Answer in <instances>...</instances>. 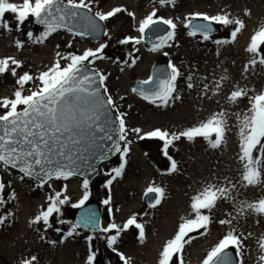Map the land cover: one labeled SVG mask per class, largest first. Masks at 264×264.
Listing matches in <instances>:
<instances>
[{"label":"snow or ice","instance_id":"snow-or-ice-1","mask_svg":"<svg viewBox=\"0 0 264 264\" xmlns=\"http://www.w3.org/2000/svg\"><path fill=\"white\" fill-rule=\"evenodd\" d=\"M176 0H154V6L139 20L136 31L139 36H125L118 41L121 45H139L145 36L151 32L156 35L150 51L156 52L173 46L177 35L180 18H165L158 14V5L174 6ZM126 12L135 20V13L117 6L108 11L93 12L92 0H0V34L22 33L31 44L43 45L54 33L66 30L75 36H97L101 33L109 36L100 22L108 21L119 13ZM12 14V20L6 18ZM250 10L244 9V16H249ZM31 18L35 25L42 26L38 34L32 30L23 31V26ZM187 29L189 37L199 35L203 41L212 40L217 46L231 45L238 40L239 34L246 28L243 18L233 16L230 12L219 11L216 14L193 11L185 15L181 21ZM167 26L162 28L161 26ZM214 25L231 28L228 36L212 39L216 29ZM163 33L162 35L158 33ZM25 40L15 39L17 49H22ZM70 40L68 46L71 47ZM107 47L100 43L96 48H86L82 53L56 51L54 62L46 66L38 74L29 70L22 73L23 61L13 55L0 56V77L9 74L14 78V84L9 96L0 97V169L16 170L18 179L25 178L37 181L38 187H44L50 180H68L74 176H83L80 185L83 194L72 208L82 209L79 219L70 223L63 232L64 239L79 235V229L86 228L106 234V246L122 264H132V259L119 251L122 234L135 230L136 239L143 244L146 238L145 223L141 222L137 213H133L117 223L114 219L106 226L100 225L95 210L85 208L89 199V179L86 173H94L96 168L89 163V153L92 158L103 160L109 155H117L119 164L112 167L103 187L109 189V194L102 203L111 217L114 209L111 207L112 195L110 186L121 177L126 169L127 156L133 141L129 134L138 139H156L162 142L163 155L169 161L167 172H179L178 161L169 154L170 148L176 142L195 143L202 138L210 150H220L227 144L229 118L235 117L237 151L234 157L236 176H213L203 182L190 197L188 213L179 218L178 227L171 238L167 239L158 253L157 264H185V246L196 239L193 233L204 236L209 226L216 222L226 228L216 243L203 256L200 264H245L244 252L249 240H255L257 264H264V233L255 235L253 232L240 231V222L249 216L255 217L260 223L264 218V194L251 200L241 198L244 191L264 186V89L257 91L254 87L235 84L226 96L229 106H238L241 100L247 99V107L243 111L231 112L224 107L212 112L206 119L176 131L156 127L141 134L140 128L129 129L126 125V113L118 111V106L106 85L107 75L88 66L96 60H102L103 51ZM59 48V45H57ZM247 60L243 65L244 73L256 74L257 68L264 69V23L259 24L250 32L246 47ZM168 56L167 51L164 52ZM130 63L124 61L126 67H132L137 59L131 58ZM123 71V69H121ZM182 76L180 69L171 61L161 74L150 75L139 81L131 91L144 101L157 107H168L181 99L177 90V80ZM226 76L214 80L212 84L204 83L200 92L202 98H210L219 94ZM186 87L192 89V77H187ZM31 85V86H29ZM120 100L125 99L121 96ZM115 111V116L112 111ZM113 133L115 135H113ZM97 140L110 142V147L100 153H93L94 147H101ZM11 182L9 181V184ZM51 188V184H48ZM6 184L0 180V193ZM15 193L9 194V199H15ZM143 198L148 200V207L155 209L166 198L164 187L150 183L143 190ZM47 205L32 219L29 226L42 222L51 227L50 217L61 212V206L70 202V197L62 191H54L47 196ZM221 202L230 205L223 211V218L214 221L213 213ZM5 203L0 195V206ZM11 216L0 214V225L6 223ZM61 224L69 223L64 220ZM202 230V231H201ZM57 232L61 229L57 228ZM43 239V235L40 236ZM93 236L86 237L88 255L85 264H94L97 251L93 250ZM55 243V242H53ZM230 250H234L233 252ZM38 258L30 256L21 258L18 264H36Z\"/></svg>","mask_w":264,"mask_h":264},{"label":"rangeland","instance_id":"rangeland-1","mask_svg":"<svg viewBox=\"0 0 264 264\" xmlns=\"http://www.w3.org/2000/svg\"><path fill=\"white\" fill-rule=\"evenodd\" d=\"M108 1L110 0H106L100 6L93 5V12L102 11L104 5ZM192 1L195 6L204 8L208 14L227 11L233 16L245 19L246 28L241 34H239V36L247 32L248 28L252 27L257 21L264 18V0ZM149 2L150 5L144 9L149 8V11H151L154 6V0H149ZM155 6L158 7L159 15L164 16L165 18H171L168 13H159V11L168 10L170 5L166 7ZM245 8L250 10L249 16H244ZM6 18L12 20V15L9 16L7 14ZM104 23L106 30L110 32L112 25L111 19L104 21ZM216 26L218 29L212 34L213 40L225 38L231 31L230 27L223 28L219 25ZM28 30H32L34 34H38L39 31L42 30V26L35 25L31 22V18H29V21L23 26L24 32ZM17 38L26 41V37L22 33L15 31L12 33L0 34V56H16L23 61V67L18 71L22 73L25 70H29L34 75L38 74V71L43 70L46 66H49L55 61L57 58L55 56L56 51H60L62 54H66L69 51L80 54L85 50L81 46L83 39L88 40L90 43L97 42L78 36L74 37L71 33L63 29L54 33L43 45H34L26 41L25 46L22 49H17L14 44V41ZM179 38H184L191 43H195L200 50L205 52H211L220 47L214 44L212 40L203 41L199 35L196 37H189L181 23L178 25L176 38L172 42L173 46L159 50L158 56L149 62L145 78H141L134 72L133 67L135 64L130 67L131 73L127 76V85L123 92L114 86V78L106 69L104 63L111 58L114 59L115 63H124V61L129 58V54L133 55L141 48L148 53H151L152 51H150V48H147L143 43L135 46L132 44L121 45L117 41L108 38V36H104L100 39L104 40L103 43L107 45L103 51V56L105 58L94 61L90 66L107 75L108 79L106 85L110 94L113 96V99L116 101L118 111L126 113V125L129 129L140 128L141 134L156 127L176 131L177 129H182L192 124L199 123L212 113L188 112L191 104L196 100L207 102L206 104L211 106L215 100V96H212L211 93H209L210 98H202L197 89L189 90L186 87V79L178 78L177 90L181 99L170 104L168 107H157L156 105H152L131 91L132 79H147L150 75L151 66L155 63L163 62L168 64V62L171 61L179 68V59L173 56V52L178 49L179 44H177V41ZM70 40L72 41L71 47L68 46ZM57 45H59V48H57ZM165 51L169 53L168 56L164 55ZM212 63H214V60ZM259 69L260 67L257 68L256 74H252L251 72L246 74L244 73L243 68H240L241 74L238 79L240 86L243 87L247 85V87H254L258 91L260 87L258 88V83L256 82L263 76V74L259 72ZM227 81H229V78L225 80L224 85H231ZM13 84L14 78L10 73L0 77V97L9 96ZM121 96L125 97V99L120 100L119 98ZM242 103L244 108L247 107L246 98L241 100L239 105ZM222 106L231 112L239 111L240 109L238 106L231 107L226 103H222ZM115 111L116 110H114V112ZM186 114L195 119L188 122L184 118ZM235 122L234 116L229 118V130L232 128L236 129L234 126ZM129 138L133 143L129 146L130 153L127 156L125 172L110 186L112 195L111 207L114 209L111 217L107 213L108 206L102 203L109 194V189H106L103 185L106 179L110 178L106 173H108L112 167H116L119 164L118 154L114 155L109 160L101 162L98 165V174L89 180L88 191L90 195L86 202L91 200L98 202L102 211V227L106 226L107 223L113 219L117 223H122L124 219L133 213H137L140 221L143 222L145 213L152 209L141 202L140 196L150 183H155L164 187L166 195L173 194L174 207L177 210H180L182 208L179 200L181 194H191L192 189L196 191L199 186L203 182L209 180L213 174L219 176V172L216 171L221 169H218L215 164L216 160L213 155V150L207 148V145L202 138H198L195 143H188L186 141L176 142L175 146L170 148L169 154L178 161L179 165V172L171 174L167 172L169 161L163 155L161 141L149 138L140 140L136 135L131 133L129 134ZM184 163L186 164L185 167ZM192 165L195 166L196 169L190 174H186ZM200 169L201 172H199ZM227 169L228 168H226V170ZM19 175L20 174L16 170L3 171L0 169V180L6 184V188L0 193L5 200V203L0 206V214L7 215L9 212L11 213V216L7 219L6 223L0 225V264H18V261L21 258H28L33 255L38 258L36 264H85L88 255V242L86 241V237L89 235L93 236L91 244L93 250L97 251V257L94 264H122V262L119 261V258L107 248L105 240L106 234L104 233L98 232L96 234H91L88 231L79 229V235L64 239L63 243L60 242L63 238V232L67 231L70 223H72V218L76 211V208H72L71 204L76 203L83 194V189L80 187L84 179L83 177L74 176L68 180L59 181L50 180L44 187H38L37 181L29 178H25V180L21 181L18 179ZM9 181L11 182L10 184ZM73 181L78 182V187L81 193L75 194V192H73L70 197V202L61 206V212L50 217L51 227L44 226L42 222L30 227L29 220L38 214L42 208L46 207L48 202L47 196L53 194L54 191H62L63 195H67L69 184ZM48 184H51V188L48 187ZM12 192L15 193V199H9V194ZM261 194H264V186L244 191L241 198L251 200ZM135 197L137 199L136 205H132L133 203L135 204ZM134 206H136V209L132 210ZM225 209H230V205L221 202L219 208L213 213L214 221L223 218V211ZM256 219L257 218L255 217L249 216L246 220H242L240 222V231L245 233L253 232L255 235L264 233V218H260V223H257ZM60 220L69 223L61 224L59 222ZM57 228L61 229V231L57 232ZM224 231H226L225 227L214 222L209 226L208 232L202 237L214 238L215 241L211 245L213 246ZM41 235H43V239L40 238ZM191 235H195L196 239L197 237L202 238L197 233ZM143 244L136 239L135 230H130L127 233L122 234L118 250L124 252L126 256L131 257L132 264H137V258H134L133 253L136 254L138 247ZM209 249L210 248H208V250ZM256 254L255 240H249L247 242V247L245 248L244 260L246 258H254ZM255 262L257 264V259Z\"/></svg>","mask_w":264,"mask_h":264},{"label":"bare ground","instance_id":"bare-ground-1","mask_svg":"<svg viewBox=\"0 0 264 264\" xmlns=\"http://www.w3.org/2000/svg\"><path fill=\"white\" fill-rule=\"evenodd\" d=\"M106 0H92L93 5L100 6ZM150 5L149 0H110L106 2L102 11H108L112 7H123L128 11L135 13V20L127 15L126 12L119 13L111 19V31L108 32V38L115 41H119L125 36H137L139 33L136 31L138 27L139 20L142 19L148 12V9H144ZM201 11L207 12L204 8L195 6L192 0H180L176 1L174 6L170 5L168 10L159 11V13H168L171 18H180L177 20L178 25L185 15L189 12ZM11 16L12 14H8ZM264 23V18L257 21L252 27L248 28V31L239 36L238 40L229 46L218 47L214 51L205 52L200 50L195 43L179 38L177 41L178 49L173 52V56L179 59V69L182 73L180 78L186 79L187 77H192V83L194 87L192 89H197L201 92L204 83H210L214 80H219L222 76L229 78L231 85L225 86L223 81V86L218 95L215 96V100L212 105L209 106L207 102L196 100L191 104L188 112H215L218 111L222 106V103H226V96L232 89V86L239 84L238 79L240 78V68H243L244 63L247 60V54L244 51L246 43L250 32L253 31L259 24ZM104 40H100L94 43H90L88 40L81 42L82 48H96ZM158 52L148 53L144 49H138V52L131 55V58L137 59L136 64L133 67L134 72L141 78H145L147 74V66L149 62L158 56ZM111 58V57H110ZM130 61V57L127 59ZM214 60V63L212 61ZM106 69L111 73L114 78V86L118 88L121 92L124 91L127 85V76L131 73V69L126 67L124 63H119L114 61L113 58L108 59L104 63ZM123 69V71L121 70ZM262 75L261 79L257 81L259 90L264 89V69H259ZM179 78V79H180ZM249 87V86H248ZM191 90V89H189ZM258 90V91H259ZM197 93V92H196ZM228 105V104H227ZM239 111H243L244 105H238ZM188 122L193 119L190 115H185L184 117ZM183 118V119H184ZM186 121V122H187ZM236 129L232 128L227 133V144L220 150H213V155L215 156V164L219 171V176L228 175L236 176V163L235 155L237 151V137ZM184 163V167H185ZM226 168H228L226 170ZM230 168V170H229ZM196 169L195 166H191L186 174H190ZM201 172V169L199 170ZM222 173V175H221ZM80 194L81 191L78 187V182L73 181L69 184L67 196L71 197L72 193ZM191 194H195V190H191ZM191 194H181L179 196L182 208L177 210L174 207L173 194H167L165 201L155 209H152L145 213L143 223H145L146 228V238L144 244L138 247L137 253H133L134 258H137V264H157L158 253L161 250L163 243L171 238L174 234L175 229L178 227L179 218L181 216H186L188 213V205L190 202ZM136 197L132 205H136ZM136 206L132 208L135 210ZM215 241L214 238H198L193 240L190 244L185 246V251L183 253L185 264H200L203 256L208 251V248ZM257 254L254 258H246L245 264H256Z\"/></svg>","mask_w":264,"mask_h":264},{"label":"water","instance_id":"water-1","mask_svg":"<svg viewBox=\"0 0 264 264\" xmlns=\"http://www.w3.org/2000/svg\"><path fill=\"white\" fill-rule=\"evenodd\" d=\"M100 24L102 25V28L103 29H106V26H105V23L104 21L103 22H100ZM162 28H167V26H164L162 25L161 26ZM214 28L217 30V27L216 25H214ZM185 29V28H184ZM186 31H188L187 29H185ZM216 31H214L215 33ZM160 35H162L163 33H158ZM80 37V36H78ZM104 37V35L101 33L100 35H97V36H83L82 38H88V39H91L93 41H98L100 39H102ZM156 39V35L149 32L146 36H145V39L142 41L143 44L148 47V48H152V42L155 41ZM90 69H93L95 70L94 68H92L90 65L88 66ZM167 69V64L165 63H155L154 65H152L151 67V70H150V75L152 76H155L157 74H161L163 73L164 70ZM139 81H141V79H137V78H133L132 81H131V89L134 88V87H137L138 84H139ZM112 115L115 116V112L114 110L112 111ZM113 135H115L113 133ZM97 144L100 145L101 147H94L92 149V152L93 153H100L104 150H106L108 147H110V142L108 141H104V140H97ZM114 155H109L107 158L103 159V160H100V159H94L92 158V153H89V163H91L95 168H96V171L94 173H86L87 175V178L89 180H91L92 178H94L97 174H98V165L103 162V161H106V160H109L110 158H112ZM80 177H83V176H80ZM84 178V177H83ZM141 200L142 202L148 206V200L143 198V194L141 196ZM85 208H90V209H93L96 211L98 217H99V220L101 221V211L99 209V205L97 204V202H95L94 200L88 202L85 204L84 206ZM82 212V209H79V208H76V211H75V214H74V217H73V223L76 222L79 217H80V214ZM84 230H87L91 233H95V232H98V231H93L91 229H86V228H82ZM233 252V250H230ZM233 255H234V252H233Z\"/></svg>","mask_w":264,"mask_h":264}]
</instances>
